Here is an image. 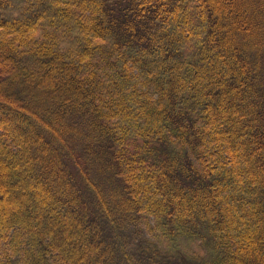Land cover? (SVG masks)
<instances>
[{
  "label": "trees",
  "instance_id": "1",
  "mask_svg": "<svg viewBox=\"0 0 264 264\" xmlns=\"http://www.w3.org/2000/svg\"><path fill=\"white\" fill-rule=\"evenodd\" d=\"M50 258L264 264V0H0V264Z\"/></svg>",
  "mask_w": 264,
  "mask_h": 264
},
{
  "label": "rangeland",
  "instance_id": "2",
  "mask_svg": "<svg viewBox=\"0 0 264 264\" xmlns=\"http://www.w3.org/2000/svg\"><path fill=\"white\" fill-rule=\"evenodd\" d=\"M88 172H91L95 176V172L90 168L88 169ZM154 220L153 218L151 219ZM110 228L113 230V236L117 239H121L124 244L126 245V249L131 253H136V250L138 249L136 236H137V228H141L144 232H146V235L148 237H151L149 232L147 231V224L142 219H134L130 221L120 220L113 225L110 226ZM186 249L188 251H200V247L193 243H185ZM4 248L7 250V252L12 255L14 258L19 257L21 254V249H18L15 251L14 249L10 248L8 245H4ZM22 264V263H20ZM49 264H62L55 258H50Z\"/></svg>",
  "mask_w": 264,
  "mask_h": 264
}]
</instances>
